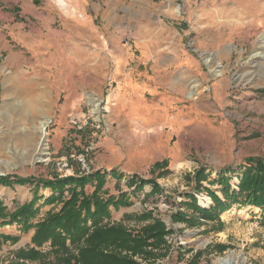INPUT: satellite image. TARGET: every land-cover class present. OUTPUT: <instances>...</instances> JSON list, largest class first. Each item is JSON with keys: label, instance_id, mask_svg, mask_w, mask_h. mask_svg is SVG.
I'll list each match as a JSON object with an SVG mask.
<instances>
[{"label": "rangeland", "instance_id": "rangeland-1", "mask_svg": "<svg viewBox=\"0 0 264 264\" xmlns=\"http://www.w3.org/2000/svg\"><path fill=\"white\" fill-rule=\"evenodd\" d=\"M251 158L264 159V0H0L1 176L116 170L121 178L108 176L106 197L124 191L132 204L111 207V221L137 229L123 215L152 211L172 231L169 252L154 264H191L199 252L197 264H220L230 252L264 264L260 207L234 204L220 221L199 217L191 226L174 219L189 213L186 193L213 205L194 190L198 168L211 175L203 185L224 198L210 179L232 168L225 175L238 191ZM163 160L170 172L161 176L153 166ZM133 175L162 192L145 198L150 183L132 192ZM0 195L13 210L32 191L0 185ZM33 232L0 227L20 235L2 241L0 264H14Z\"/></svg>", "mask_w": 264, "mask_h": 264}, {"label": "trees", "instance_id": "trees-1", "mask_svg": "<svg viewBox=\"0 0 264 264\" xmlns=\"http://www.w3.org/2000/svg\"><path fill=\"white\" fill-rule=\"evenodd\" d=\"M168 165L167 160L159 161L153 169L164 170L161 176L167 175L170 172ZM231 169L222 172L216 179H210L222 186L224 198H221L203 185L211 177L210 173H206V168H198L191 177V181L195 182L194 190L196 193L207 192L213 199V205L205 208L199 204L195 194L186 193L182 204L189 213L179 212L174 219L190 226L199 217L220 221V212L234 204H253L260 207L264 214V159L246 161L238 191L231 190V177L225 175ZM109 175L121 178L116 170L67 176L55 173L47 178L0 175V185L11 188L15 185L30 186L32 191L31 199L16 204L13 210L0 195V227L16 226L22 233L34 230L30 245L16 251L14 264H154L152 258L166 255L170 249L166 235L172 231L152 211L123 215L125 220L136 221L139 224L137 229H131L124 221H111V207L130 206L132 201L124 191L118 196L106 197L108 189L105 185ZM128 182L134 193L143 191L150 183L151 191L145 198L162 192L160 184L152 179L144 180L133 175ZM88 185L94 186L91 193L87 192ZM44 190L51 193L45 195ZM48 205L51 207L40 217L42 209ZM19 239L20 235L0 233V246L2 241L16 242ZM45 245L49 247L47 250ZM224 248L225 245H221V249ZM201 253L193 258L191 264L198 263Z\"/></svg>", "mask_w": 264, "mask_h": 264}, {"label": "bare ground", "instance_id": "bare-ground-1", "mask_svg": "<svg viewBox=\"0 0 264 264\" xmlns=\"http://www.w3.org/2000/svg\"><path fill=\"white\" fill-rule=\"evenodd\" d=\"M206 63L208 64V66L210 67V69L218 76V75H222V71L220 69H217L216 67V63L212 61L211 58L207 57L205 59ZM13 86V85H11ZM13 88V87H12ZM98 108H99V100L93 102L92 101V111L94 113L98 112ZM50 122V118L44 116L40 121H39V125L37 126V129L41 132L42 136L44 137L45 135V129L48 125V123ZM46 137V136H45ZM45 139V138H44ZM28 141V139H26ZM25 140V141H26ZM31 143V142H30ZM46 149V143H44V147H43V151H45ZM219 263L220 264H243L244 260L242 257H239V255H235L233 252H230L227 256L220 258L219 259Z\"/></svg>", "mask_w": 264, "mask_h": 264}]
</instances>
